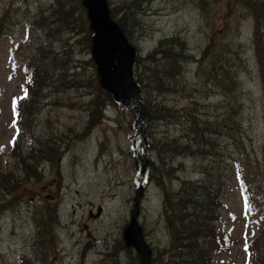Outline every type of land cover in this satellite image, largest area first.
<instances>
[{
	"label": "rangeland",
	"instance_id": "obj_1",
	"mask_svg": "<svg viewBox=\"0 0 264 264\" xmlns=\"http://www.w3.org/2000/svg\"><path fill=\"white\" fill-rule=\"evenodd\" d=\"M229 1L109 0L143 58L137 53L134 72L139 65L148 171L136 179V121L102 87L101 92L97 69L85 64L94 34L83 0H0V264H129L120 241L130 223L136 180L144 188L139 220L147 242L152 249L166 247L171 238L164 194L178 190L179 177L201 178L206 160L192 156L196 146L183 148L189 139L200 141L197 130L209 120L228 126L235 140L225 141L220 127L203 134L215 135L211 139L229 158L222 217L231 242L213 264H264V73L254 44L256 14L235 0L230 12ZM56 3L66 6L59 10L69 11V20L52 12ZM44 15L54 25L37 28ZM170 39H178L177 50L184 51H175L181 54L176 80L170 77L173 61L165 62L169 77L157 73L167 68ZM40 46L51 50L59 68L84 65L68 78L78 86L45 89L32 116L23 114L18 126L14 106ZM165 110L172 118L156 119ZM171 141L184 171L168 177L159 153ZM49 148L52 153L33 151ZM238 160L244 168L239 180L233 165ZM242 188L251 195L249 209Z\"/></svg>",
	"mask_w": 264,
	"mask_h": 264
},
{
	"label": "trees",
	"instance_id": "obj_2",
	"mask_svg": "<svg viewBox=\"0 0 264 264\" xmlns=\"http://www.w3.org/2000/svg\"><path fill=\"white\" fill-rule=\"evenodd\" d=\"M232 1L233 0H230L228 4V9L230 12L234 7L231 4ZM235 1L242 7L246 8L247 11L253 9V12L256 14L254 44L256 46V51L259 58V70L261 71V73H264V1ZM253 4L256 5L255 8H253ZM62 8L65 9L66 6L64 4L56 3L53 7L52 12H61L62 19L66 15V20H69V17H71L69 11L63 10L66 11L64 13L63 11L59 10ZM82 9H85L83 5ZM110 13L112 18L120 25L124 34L128 36L125 18L118 17V15L116 14V10H114L111 6ZM50 22L51 16L44 15V25L40 26L39 24H37V28L42 27V29H48L50 26L54 25V23ZM51 31L52 33H54L53 28ZM59 34L60 33L57 31V35ZM177 40L178 39H170L166 41L170 49L166 50L165 52L169 54H167L168 58L166 60H163V65H166L167 68H158L157 70V73H162L163 76L169 77L171 75V69L165 62L173 61L172 65L175 66V73L170 76L173 80H176L179 77L178 75L180 65L178 66V60L181 54L184 53V51L180 52L177 50L179 46H182V44H178ZM91 48L92 47H89L88 49L90 50ZM176 50L181 54L176 53ZM137 53L141 57L139 51ZM54 58L55 56L52 55L49 48L48 50H46V48L40 46V48H38L36 52L35 68L30 66V64H28L27 68H25L27 74L28 72H30L31 76L28 75L27 82L22 87V95L15 106L18 124H20L21 120H23V114H26V116L29 117L32 116L35 106L36 104L40 103L41 97L43 96V91L45 89L52 88L55 91H59L62 88H73L78 86L73 85L70 81H68V78L76 77V75L71 76L70 72L81 68L84 63L79 67H71V65H69V62L65 63L61 68H59L58 66H56ZM149 58L152 59V57L150 56ZM85 64H91L93 68L97 69V66L92 58ZM135 78L137 83L140 84L141 73L139 65L135 66ZM96 82L97 85H99L101 92H103L104 89H101L100 79L98 76H96ZM262 82L264 85V78L262 79ZM105 93L109 98L113 99V96L110 93H108L107 91ZM98 96L99 95H97V97ZM182 113L190 114L187 111ZM157 114L158 118L156 119L163 120L172 118V113L169 110H165ZM93 120L97 124H99L100 120L96 115L94 116ZM219 127L220 136H227V139L225 141H235L233 135L230 134L231 131L228 126L222 125V123L218 120H209L205 124V127L197 130V132L200 133V141L194 144V141L192 139H189V141H187V143L184 145L183 149L187 148L191 151L192 148H195V146L197 147L196 150L193 151L196 153H194L192 156H198L205 159V168L201 172V178H199L198 180L179 177L178 190H170L165 192L163 211L171 239L169 244L163 249H152L153 264H213L216 257L219 254H222L231 242L228 222L222 217L224 194L226 191V183L228 182L226 171L229 158H227L226 155L223 154L224 148L221 146V144L217 145V143H215L211 139V136L215 138V135H210L207 138H204L203 136L204 132H208L209 134H211V130L216 131ZM171 142L172 143H164L162 147L163 152L159 153L160 160L162 161L160 162L164 165L168 164L166 171L168 177H171L170 175H172L174 172L180 173L184 171L181 163H175L176 158L180 154L177 155L176 149L172 148L174 141ZM49 150L50 148L48 150L46 149L33 151L37 154H48ZM50 153H52L51 150ZM22 154L23 153L20 154V157L22 159V162L25 164L26 160L25 157L22 156ZM169 156L171 157L170 161H168ZM205 156L212 157V159L204 158ZM157 160H159V158H157ZM233 165L236 167L235 173L237 174L238 180L239 178L242 179V176L244 177V174L242 172V170L244 171L243 164L240 160H238L234 161ZM155 177L159 178V172H156ZM10 181L14 182L13 178L9 175L8 182ZM242 186L244 187V185ZM242 191L244 205L247 209H249V199L251 198V195L248 194L243 188ZM7 205L8 203L4 204L5 207H8ZM52 217H54V213L50 212L48 221L52 222ZM120 243L122 244L121 247L123 248V250L129 253V257L131 258V260H129V264H141V257L139 253L133 248L127 246L124 240H121ZM111 256L113 257V255Z\"/></svg>",
	"mask_w": 264,
	"mask_h": 264
},
{
	"label": "water",
	"instance_id": "obj_3",
	"mask_svg": "<svg viewBox=\"0 0 264 264\" xmlns=\"http://www.w3.org/2000/svg\"><path fill=\"white\" fill-rule=\"evenodd\" d=\"M88 12L91 30L95 36L92 45V57L97 65L101 87L121 103L134 116L137 135L134 149L137 158L138 174L148 171L143 164L142 149L147 127V110L141 86L134 76L136 48L128 40L120 25L112 18L107 0H84ZM144 188L137 190L133 200L130 223L124 231L128 246L141 255V264L152 263V251L139 223ZM50 200V198H49Z\"/></svg>",
	"mask_w": 264,
	"mask_h": 264
},
{
	"label": "bare ground",
	"instance_id": "obj_4",
	"mask_svg": "<svg viewBox=\"0 0 264 264\" xmlns=\"http://www.w3.org/2000/svg\"><path fill=\"white\" fill-rule=\"evenodd\" d=\"M145 136H146V133H145ZM142 153H143V149H142ZM136 155V154H135ZM135 186H136V188H137V190H139L141 187H140V185L138 184V183H135ZM143 199V198H142ZM134 200V199H133ZM141 205H142V203H141ZM139 219H140V217H139ZM139 223H140V220H139ZM141 225V224H140ZM142 226V225H141ZM127 228V227H126ZM143 228V227H142ZM125 231V230H124ZM143 232H144V229H143ZM144 236H145V233H144ZM123 238H124V235H123ZM146 238V237H145ZM124 241H125V239H124ZM146 241H147V239H146ZM126 242V241H125ZM148 243V242H147ZM127 244V243H126ZM128 246V245H127ZM130 247V246H129ZM151 247V246H150ZM132 248V247H131ZM134 249V248H133ZM135 250V249H134ZM136 251V250H135ZM151 251H152V248H151ZM140 255V254H139ZM140 257H141V255H140ZM141 259V258H140ZM153 263V262H152Z\"/></svg>",
	"mask_w": 264,
	"mask_h": 264
}]
</instances>
